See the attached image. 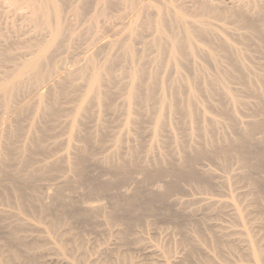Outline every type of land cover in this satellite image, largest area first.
I'll return each mask as SVG.
<instances>
[{
	"label": "rangeland",
	"instance_id": "1",
	"mask_svg": "<svg viewBox=\"0 0 264 264\" xmlns=\"http://www.w3.org/2000/svg\"><path fill=\"white\" fill-rule=\"evenodd\" d=\"M217 1L220 3V5H224V6L230 5L229 0H217ZM40 2H41L40 0H0V76L2 70H6V71L10 70V72L13 71L12 72L13 76L24 75L26 77L27 74H29V72L27 71L28 69H24L23 67L31 63L32 61L35 60L41 61L46 59V56L51 51H53L51 52L52 58H55L53 60H57L58 62L57 63L58 68L55 71V73L51 75L50 78L51 81L54 79H55L54 81L58 79H63V75L65 74V72H70V71H71L70 73L75 72L74 75L72 74L73 79L71 80V84L73 83L74 85H76L75 89L77 90V92L75 90L76 93L72 95L73 98L71 97L69 99L67 98L61 99L60 103L64 109L63 116H61V118L65 121L66 119H69L71 115H68L67 111L70 110V108L76 104L79 105L80 108L88 105L89 109L87 111L89 113H93L92 116L93 118L90 117L91 120L85 119V121L83 120L82 122H77V126L81 128L79 129L80 130L79 132L81 134V135L79 134L80 136L77 135L78 133L77 134L74 133L75 126L73 127V130H71L70 129L71 126L68 125L70 127L68 128V126H66L67 123L65 122L66 123L65 124L63 120H59L62 121L63 125L59 124V126H54L53 128L50 129L49 132L55 134L57 133L58 135L57 134L52 135L50 133L51 136H54V138L47 137L45 143L46 145L48 144L49 147H50L49 144L50 143L52 144V142L54 141H56L54 142V144L55 143L56 144L55 146H51V148H49L48 152L50 153L46 152L43 155L40 153L37 155V157L39 156L38 158L39 160L43 159L41 161L42 163H48L50 162L49 158L53 160L54 157L55 158L57 157L56 159L59 160V162L63 164L65 163L68 164V165L65 164L64 166L66 167H62L61 171L65 170V173L68 172L69 174L66 173L67 174L66 175L64 174V172L61 171H59L60 174H58L59 172L57 170L55 171L54 169H51L48 173L54 177L48 175L47 176L48 178L46 177L47 179L46 178L38 179L37 180L38 182L36 181V183L39 188V195L43 196L44 197L43 199L45 201L49 200L48 190L49 192H51L54 186H58V185L61 186L62 184L65 192L64 194L66 196L67 193L70 194V195L68 194L67 197L72 202L71 206L73 208H75L77 205L79 206V207L77 206L78 208H82L85 206V204L93 205V203H95L94 205L101 204L100 206L102 207V211L100 210L98 212H94V215H92L91 217L92 218L94 217L95 219L93 218L90 221L85 220L86 223L80 218L78 219H75L74 217L69 218V216L71 215L68 213L64 214L65 217L64 219H62L63 220L62 223L60 221L61 225L58 226V228L60 227V230L56 229V231L59 234L56 233L51 228H49L48 223L50 217H54V215L50 214L49 215L50 217L47 216L49 218V220H47L48 218L45 217L42 218L40 215L36 213L33 214L31 213V215L21 214L20 218L21 220H24L21 221L24 222L22 223L23 224L22 226L24 227H22V229L20 230L21 231L20 234L22 235V237H25L24 240L27 243L26 247L27 245H29L28 247L30 246L32 247V245L34 247V253H32L33 251L32 252L30 251V253L28 252V254L33 255L40 264H67L66 262H68V264H90L91 262L93 264H96V262H98L97 264H99L100 260L102 259L104 260L106 258L108 260H116L117 259L116 255L119 256L121 254L123 255L126 254L128 258L126 259V261L128 262H123L125 264H131V263L139 264L138 262H140V264L143 263L152 264L153 262L154 264H156L157 262L156 259H160L159 261L161 260L165 261L167 260L168 256L170 257L168 258L171 264H178V263L179 264H184V263L185 264H250V263L252 264L253 263L251 262L252 259L254 261L256 260L255 262L257 264H264V258H263L264 257V128L257 129V131L252 133L253 135L251 134L249 136L250 138L252 137L249 140V144H251V146L255 148L254 149L253 147H251L252 150L253 151L255 150L254 151L255 153H260L261 151L262 154L263 152L262 154L263 158L262 156H260L261 158L258 157L259 161L257 160L258 158L256 156L254 157V153L253 154L251 153L253 157H251L250 156L251 154H249L248 156H250V160L248 159L249 160V162L247 161L248 164L246 163V161L245 162L243 161L244 163H246L244 164L242 163V160H240L241 159L240 155H238V153L235 152L234 150L230 151V152L233 151L231 154L234 155H232L233 158H231L230 161H227L228 163H226L223 160L222 156L218 152L217 153L215 152L213 157L210 158L207 155L206 156L202 155L204 157L201 156L200 158H198L199 161L196 160L195 165L193 166L195 167L194 169L197 172L201 174L203 173L202 174L203 177L206 175V177H204L206 179L204 180L207 181L203 180L205 182V185L204 182L202 181L200 182L194 180L188 181L189 178L183 177L177 183L178 190L177 189L173 190L169 194L165 202L154 203L156 205L153 206L154 208H152V210L150 209V211L144 209L146 201L143 198V196H141L142 200L144 199V201H142L141 198H139L138 202H140L141 200L142 204L139 205V203H136L135 204L136 206L134 205L130 209L131 212L128 210L129 214L128 212H119L120 214L117 213L115 219L112 218L111 221H109L107 219V215H105V213L107 212L110 213L114 202L120 201L124 203V197H125L124 194H130L132 193V191H134V189L137 188L141 189L143 193L160 191L163 190L165 188L163 186H166L167 182L171 180L170 178L171 176L169 175L170 173L169 171L167 172V170H164L166 172H162L160 177L154 176L153 180H151L152 178L150 180H146L143 173H141L140 171L138 172V170L134 167L136 165L133 162V160L136 161L139 158L140 161L139 160L137 161H139V163L141 162L144 163L148 167L151 166L149 168L155 167L157 164L154 163L160 160V162H162L161 163L162 166L165 169H167L168 167L167 165H169L166 164L169 163V160L167 159L171 158L174 161L182 159V157L185 155V152H188L194 146H199L198 144L201 139L203 138L207 139L211 136L219 140H221V138L223 137L231 139L235 137L237 134L236 131L237 129L235 128L247 129L248 122L261 121L263 119V114L259 111V108H257L258 105L256 104L257 102H260V100L264 99V44L255 41L252 37L249 36L250 35L249 30H247L246 28H242V26L241 28H239L240 25H238L236 22H234L233 24L231 22L232 20L229 21V19L228 20L225 19L224 20L225 23H222L223 18H219L218 21L212 19V21L216 22V23L214 22V24L216 26H219L216 27L214 24L212 25L213 27L215 26L217 28L216 29L217 31L215 30V27L211 28L212 32L215 33V34L213 33L214 38L218 39L219 37V39L220 38L221 40L223 39L224 41L227 42V44H229L230 46H232V48L238 51V56L237 58H235V61H232L231 63L230 62L227 63L222 55L217 56L218 58L215 61L214 59H212V61L209 59H205L206 56L204 57V55H202V52L200 53L199 52L200 50L197 47L205 48L207 46L205 50H209L207 48H210L209 51H211L212 52L211 54H213L212 51L213 45L210 42H207L208 44H206V42L199 41L198 43H196L197 42L196 41L195 46L197 47L196 48L193 47V49H195L194 50L195 55L193 54H192L193 56L190 55L191 59L190 60L188 59L189 61H187L184 58H179V61L173 63L167 61L166 58H164L163 56L161 57V55L151 45L153 41L151 39H153V37H149V36L151 35V33L154 34V32L150 33L146 28L145 30L142 27L137 26L136 23L137 18L138 21L141 20L142 15L139 16L137 15L138 16L137 18L134 17L135 16L134 12L131 11V9L129 8L128 0H66L65 1L66 3L65 2L60 3L64 5L62 6L64 7L61 12L62 15H60V18H62L63 21V25L66 27L64 28V31L63 28H61L64 26L61 25L60 27V25H57L58 23L57 24L53 23L54 25L50 24L51 21L48 18V16L50 15V12L48 11L49 8H47L48 11L47 15L43 16L45 20L48 18L50 21L47 23L48 27L44 25L42 26V28H39L35 25V21L33 19L34 14H33L32 5ZM83 2L85 3L84 9L83 7H81L83 5ZM232 2H234V0H232ZM56 3H58V1ZM82 9L84 10V12H82ZM132 12L134 16L132 15ZM255 12L256 11L252 10L248 15L253 18H256V20H259V22L260 20L263 21L264 15L262 14L256 15ZM260 23L262 24V22ZM52 25L54 27H52ZM56 25L58 27H55ZM59 27L60 30L62 29L61 32H59L58 30ZM242 34L243 35L245 34V36H249L248 37L249 39L252 38L251 42L246 43L244 40H242L243 39ZM37 39H39L40 42H38ZM119 40L120 42H118ZM121 41L130 44L132 43V45L134 46L132 47L133 49H135L134 51L137 50L136 53L135 52L133 53V57L135 58L134 60L137 59V61L131 60L132 63L134 61L135 64L133 63V65L135 67H139L140 66L139 64L145 63L144 65H142L144 66V69L151 71L150 69L152 68V72H155L156 75L158 74L160 80L159 83L161 82L162 88L156 90V94L157 96H161L163 99H165V101L162 103V107H163L162 113L165 114V116L167 117L166 123L164 125L154 124L153 119L152 121L148 120L149 122L148 121L143 123L137 122L136 108L138 105H136L135 100L133 98L127 95L128 84H126L129 81L127 72H129L131 68H133L134 66L130 64L131 62H129V60L126 62L124 61V59H122L123 57L120 56L122 49H120L121 46L118 45H120V43L122 44ZM149 41H151L150 42L151 44L149 43ZM59 42L61 43L62 46L59 44L60 47L59 46L57 47ZM203 43L204 46L202 45ZM149 45L150 47H148ZM203 48L201 50H204ZM193 49H192V53H194ZM196 49L197 52L200 53V55L198 54V56ZM137 53L139 56L137 55ZM9 54L11 55L9 56ZM94 54L97 56L96 60L100 64L105 61L107 62V60L112 59V61L110 62H112L111 64H113V66L112 68L110 67V70L116 76L122 73V75H119V77L122 76L123 78L120 77L119 79L121 80L124 86L122 85L121 88L119 87V89H117L116 87L114 88V85L101 86L100 95L93 97L95 93V88L89 86L90 84L89 80L87 81L84 78V77L88 78L87 75H89L92 72L91 71L92 68H90L89 70L87 67L88 70L85 69L82 75H79L77 73L79 67L85 64L86 59ZM119 56L121 58H119ZM115 59H117V61H115ZM136 62L138 63L139 66L136 65L137 64ZM111 64L109 65L111 66ZM120 64H122V66L124 67V68L122 67L124 71H122L123 69L121 68ZM159 67L161 68L159 69ZM128 68L130 70H128ZM125 70L127 72H125ZM160 70L162 71L159 74ZM197 75H199L200 78L199 85L196 83L198 80ZM124 76H126V78H124ZM209 77H214L217 80H221V81H219L214 86L213 89H210L207 84V80L209 79ZM193 81L195 82L191 84ZM182 83L187 87L189 86L190 87L189 90L183 92H174L173 88H175L176 84L180 85ZM25 84L26 83H24V86ZM42 87L39 88L40 90L38 89L36 91L32 89L35 92L31 91V89H26L27 90L26 93V91L23 90L25 91V94H23V92H20L21 95L19 94L20 97H18V101L23 102L24 100L27 99L33 100L34 97H36V95L38 94V91L39 93L46 92V90L44 89L45 87L43 88ZM103 90H106L107 94L111 97L112 99L111 103L115 107L116 111L110 110V109L113 110L114 107H111L108 110L106 109L104 105L105 98H103V94H102ZM222 90H224L227 93V96L221 97ZM189 91L195 92L197 96V101L190 104L189 108L193 109L194 113L196 112V109L199 108L201 112H203L202 114L205 115V117L208 116L207 118L204 119H208L211 116V118L217 120L218 122V123L216 122L217 124L213 125L212 127L202 126L198 128L195 119L193 120L186 119L187 117L181 116L179 114L174 115V113L170 111L169 107L172 106L175 98H179L178 96H180L182 98L181 102H184L185 100H187L186 95L188 94ZM41 99L42 101H46L47 94H43L41 96ZM151 105L152 104L148 103L145 109L153 108ZM220 108L233 110L232 111V113H234L233 119L236 116L237 118L235 119L236 121L229 119L226 115L221 113L219 111ZM2 110L3 108L0 110V117L1 118L5 117V120H8L10 122L11 116L9 112L7 111L4 112V110L2 112ZM24 121L27 122V120L26 119L24 120L23 118L22 122L25 123ZM232 123L235 124L234 127L230 126ZM2 127L3 126L0 124V128ZM99 130L106 132L105 137H103L104 139L97 135L99 137L97 138L99 140L103 139L104 142L98 140L97 141L99 142L98 145V143L96 144V142H91V144H87L85 141H83L82 138L83 132L87 131L89 133L91 131L90 133L96 135V133H98ZM87 132L86 134H88ZM75 144L76 145L79 144L84 149L86 148V151L89 152L90 156L93 157V159H95V161L93 160L88 163L86 170V172H88L89 170L87 174L92 177V180L95 183L104 180L115 179V177H113L114 174L112 175V172L109 171L108 168H105L107 166L104 165V164L108 165L110 163L109 162L110 160L113 161L111 157H114V159H116L114 160V162H119V160H121L120 162H123L125 159H128L129 157L128 155L130 154L132 149L133 148L136 149L135 151H137V153H135L136 154L135 157L137 158L132 157L133 159L130 162L131 164L129 165V167H133L134 169L132 173L133 174L132 179L127 180L128 182L126 181L120 183L119 185L112 186L109 189V191L106 193L100 192L99 194L98 191L96 192V194H94V196L93 194L92 196L87 195L86 193H84L83 187L80 188V186L76 184V186L78 187L77 188L76 186L73 185L75 181L74 179L75 175L71 171L70 165L75 155L74 151L76 149H73L76 146ZM50 149H52L53 151L52 150L50 151ZM99 149L102 151H100ZM127 152H129V154ZM113 153H115V155ZM53 154L58 156H55ZM108 154L112 156H110L111 159L109 158V161L107 163L104 160L107 158V156H109ZM97 158H99L102 162L99 161L100 163H98L96 160L99 159ZM164 159L165 161H163ZM46 160L48 161L46 162ZM41 162H39V164H42ZM175 163H178V161H176ZM251 163L256 166L250 167ZM243 174L246 175L244 176ZM65 175L67 177L68 176L70 177V178L68 177V179H73L74 181L73 180L65 181V179H67ZM67 181L72 182V184L69 182V184L67 183L68 185L67 184L65 185ZM71 185H73L74 188L73 187L72 188L74 190L71 188ZM103 207L105 210L103 209ZM143 209L144 211H142ZM54 212L55 211H53V214ZM32 215L34 216L32 217ZM129 215L132 218L135 216H139V218L137 217L138 219H136V217L134 218L136 219V221L137 220L138 221L136 222L134 220L133 224L130 225L127 224L126 222ZM97 217L98 219H96ZM99 217L102 219L101 221ZM200 218H202V223H203L202 229L204 228L203 230L206 236L207 235H208L207 237L210 236L209 237L210 239L212 237L211 236L212 232L214 233V230H216L217 233L219 234L221 232V235L224 236L222 238L223 242L225 240V242L229 245L228 246L224 242L225 248L226 246H228L227 248L230 247L231 249L230 248L229 249L232 250L233 252L227 248L225 249L224 247L222 253L215 252L214 251L215 249H213V247L210 248L209 246L210 244L207 241L209 240L208 238L206 240L207 242L205 241L206 244L203 242V240L201 241L198 239L197 241L195 240L196 242L195 241L193 242V244L195 245V251L193 253V257L196 256L197 259L196 258L193 259V257H191L190 260L189 258H187L186 253L188 251L186 252L185 250L186 247H184L183 250V247H181L182 245L180 246V244L178 243L181 237L180 231L186 230L185 232L190 234V236L194 237L195 233L193 232L194 233L193 234L190 232L194 231L195 225L201 221ZM105 219L108 221V223L109 222L110 223L109 224L106 223L107 221ZM190 219L192 220V222ZM193 221L195 223H193ZM25 223L27 225H24ZM120 223L123 224L121 225ZM28 224H30L29 225V227L31 226L30 228L27 227ZM34 226L35 228L37 227L39 228L35 230ZM66 226L67 228H65ZM166 226L169 228H167ZM109 227L112 229L111 231ZM101 228L102 230H100ZM134 228L137 232H135ZM118 229L127 230V232L129 231L128 233L131 234L132 237L131 238L130 235H128L130 240L123 246L119 244V241L117 240L118 238L115 231H118ZM206 229H208L207 232H205ZM96 230L97 231L99 230L100 232L99 231L97 232ZM2 231L3 230H0V234L2 233ZM66 231L69 232V233L67 232L68 235H66ZM160 232L163 235L160 234ZM28 233L30 234V236ZM63 233H65L67 237L71 235L74 236V239L81 241L82 247L80 248H83V246L85 247L83 249L80 248L72 249L73 252L71 251V253H68L70 251V248L68 249V247L70 246L67 245L68 242H65V238L67 239V237ZM2 235L3 233L0 236ZM156 235L158 236L159 239L157 238ZM161 235L162 237H160ZM225 235L228 236L227 239L225 238ZM90 236H93L94 239L92 237L90 238ZM135 236L137 240H135ZM108 238L110 239L108 240ZM228 239L230 244L229 242H227ZM232 239L233 241H231ZM114 241L117 243H115ZM232 242L234 243V246L237 247L238 250L237 249L233 250L235 247L233 248L231 247L233 245ZM31 243L34 244L31 245ZM249 244H252L251 246H253L256 249H254L253 247L251 249ZM34 245H36V247ZM117 246L120 249L117 248ZM153 246L154 248H152ZM31 247L29 250H31ZM97 247L100 248L98 249ZM104 247L107 248L104 249ZM257 247H259L261 251H259L260 249ZM5 248H8V246H6ZM161 248H164V250L163 249L161 250ZM249 248L252 250V252L259 251L262 255L259 252H258L259 256H257V254L256 255L253 254ZM20 249H23V247ZM67 249H68L67 251L68 254L66 253ZM142 249L144 251H141ZM243 249L244 251L245 249H247V251H245L246 253L249 250V252H251L253 255L250 254L249 252L246 254L243 251ZM121 250L124 251L122 252ZM166 250H168L169 252L167 251L168 252L167 253ZM226 250H228L229 252ZM163 251H165L168 255ZM242 251L243 253H241ZM20 252L24 253L21 250ZM111 252H116V253H111ZM175 253H177V255ZM163 254L165 255V257L166 256L167 257L163 258L162 257ZM75 255L77 258L75 257ZM18 259L22 260L23 258L20 257ZM76 259L78 261H76ZM180 259H182L183 261ZM24 261L25 260L19 262L18 260L14 264L16 263L19 264L22 262H23L22 264H28L26 261H25L26 263ZM255 262L253 264H256ZM115 263L122 264V262L120 263L117 261Z\"/></svg>",
	"mask_w": 264,
	"mask_h": 264
},
{
	"label": "bare ground",
	"instance_id": "2",
	"mask_svg": "<svg viewBox=\"0 0 264 264\" xmlns=\"http://www.w3.org/2000/svg\"><path fill=\"white\" fill-rule=\"evenodd\" d=\"M40 1H41L40 3H35L32 5L33 14H34L33 19L35 21V25L39 28H42V26H44V25H46L48 27L47 23L51 21L50 24H53V23L57 24L58 23L57 25H60V27H61V25L64 26L62 18H60V15H62L61 12L64 8L62 6H64V5L60 4V3H63L66 0H40ZM57 1H58V3H56ZM229 2H230V5L224 6V5H220V3L217 0H128V5H129V8L131 9V11L134 12L135 16L133 15V12H132V15L135 18H137L139 15H142V19L139 18L141 20L138 21V18H137V21H136L137 26L142 27L143 29L146 28L150 33L154 32V34L151 33V35L149 36V37H153V39H151V40H153L152 44L150 43L151 41H149V43L153 46V48L156 49V51L161 55V57L163 56L164 58H166L167 61L175 63V62L179 61V58H184L187 61H189L191 59L190 55L191 56L195 55V51H194L195 49H193V47H195V48L197 47V46H195V42L197 41L196 43H198L199 41H201V42H206V44H208L207 42H210L213 45V47H212L213 48L212 49L213 54H211L212 52L209 51L210 48H207L209 50H205V48L207 47L206 45H205L206 46L205 48L202 47L204 50H201L202 48L197 47L200 50L199 52L200 53L202 52V55H204V57L205 56L207 57V58L205 57V59H209L211 61H212V59H214V61H215L218 58L217 56L222 55L227 63H229V62L231 63L232 61H235V58H237L238 51L235 50L234 48H232V46L227 44V42L224 41L223 39L221 40V38L219 39V37H218V39L214 38L215 33L212 32L211 28L213 27L212 25L214 24L215 21H212V19L218 21L219 18H223L222 23H225L224 22L225 19H227V20L229 19V21L232 20L231 22L233 24H234V22H236L238 25H240L239 28H241V26H242V28H246L247 30H249L250 31L249 36L252 37L255 41H257L258 43L260 42V43L264 44V23H263L264 20L263 21L260 20V22H262V24H261L259 22V20H256V18H253V17L248 15L250 13V11H252V10L256 11L255 12L256 15L257 14L264 15V0H234V2H232V0H229ZM84 6H85V3L83 2V5L81 7H83V9H84ZM47 8H49L48 11L50 12V15L48 16L50 21L48 18L46 20L43 18L44 15H47V12H48ZM83 9H82V12H84ZM249 9H252V10H249ZM248 10H249V13H248ZM222 23H220V24H222ZM53 25H52V27H54ZM57 25L55 27H58ZM60 27L58 28L59 32H61V30H62V29L60 30ZM216 27H219V26H216ZM216 27H215V30L217 29ZM43 28H46V27H43ZM61 28H63V31H64V28H66V27L64 26ZM53 29H56V28H53ZM148 31H147V33H148ZM152 35H154V36H152ZM239 35H241V34H239ZM249 36H245V34H244L242 36V38H243L242 40H244L246 43L251 42L252 38L249 39L248 38ZM215 39H217V40H215ZM37 40H38V42H40L39 39H37ZM60 42L58 43L57 47L59 46V44L61 45ZM118 42H120V40ZM196 45H198V44H196ZM202 45L204 46V43ZM118 46H121L120 49H122L121 53H120L121 55L119 54L121 57H123L122 59H124V61H126V62L129 60V62H131L130 64L133 65L134 61H137V59L134 60L135 58L133 57V53L134 52L136 53L137 50L134 51L135 49H133L134 46L132 45V43L130 44L127 42H122V44L120 43V45H118ZM57 47H56V49H57ZM148 47H150V45ZM192 49H193L194 53H192ZM51 52H53V51H51ZM51 52L46 56V59L41 60V61L35 60V61H32L31 63L27 64L26 66H24L23 68L28 69L27 71L29 72V74H27L26 77L24 75H22V76H15L14 75L13 76V74H12L13 71L10 72V70L9 71H6V70L1 71V76H0V110L3 108L4 112H6V111L9 112L11 119L9 122L8 120H5V117H2L3 119L0 117V124L3 126L2 128H0V230H3L2 233L4 235V237H3V235L0 236V264L1 263L2 264H14L18 260H19V262H21L22 260H25L28 264H40L35 259V257L33 255L28 254V252L30 253V251L31 252L33 251L32 253H34V247L32 245L34 243H31L32 247L30 246L31 250H29L30 249V247H28L29 245H27V247H26L27 243L24 240L25 237H22V235L20 234V232H21L20 230L22 229V227H24V226H22L23 225L22 223H24V222H21L24 220H21V218H20L21 214L22 215H24V214L25 215H31V213L32 214L36 213V214L40 215L42 218L43 217L48 218L47 216H49L50 214L54 215V217L49 216L50 220H49V218L47 220H49V223H48L49 228H51L56 233H58L56 231V229L60 230V227L58 228V226L61 225V223L63 221L62 219H64V217H65L64 214H66V213L70 214L71 216L68 215L69 218L74 217L75 219L80 218L83 221H85V220L90 221L91 219L94 218V217L93 218L91 217L92 215H94V212H98L100 210L102 211V207L100 206L101 204L94 205L95 203H93V205H86L85 204L84 207L81 206L82 208H78L79 206L77 205L78 207L74 206L76 209L73 208L71 206L72 202L67 197L69 193H67V196L64 194L65 192H64V188H63L62 184H61V186L60 185L54 186V188L52 189L51 192H49V190H48V197H49L48 201H45L43 199L44 197L39 195V188L37 186L36 181L38 179H45L48 175H51L48 173L51 169H54L55 171L57 170L58 172L61 171L62 167H66V166H64L66 163L63 164V163L59 162V160L56 159L57 157L55 158L54 156L53 157L55 158V160H54V158H53V160H51V158H49L50 162L42 163L41 161L43 159L40 158L41 160H39L38 159L39 156L37 157V155L40 153L43 155L44 153L49 151V148H51V146H55L56 143L54 144V142H56V141L52 142V144L50 143L49 144L50 147L48 146V144L46 145L45 141L47 140L46 139L47 137L54 138V136H51V134L53 135L55 133L49 132L51 128H53L54 126H59V124L63 125L62 121H59V120H63L61 118V116H63V112H64V109L60 103L61 99H63V98L69 99L72 97V95L74 93L77 92V90L75 89L76 85H74L73 83L71 84V80L73 79L72 74L74 75L75 72L74 73H70L71 71L65 72V74L63 75V79H58L56 81H54L55 79L52 81L50 80L51 75H53L58 68V64H57L58 62H57V60H53L55 58H52ZM196 52H197V49H196ZM199 52H197V56H198V54L200 55ZM10 55L11 54H9V56ZM137 55H138V53H137ZM120 56H119V58H121ZM53 57H54V55H53ZM135 57H136V55H135ZM96 59H97V56L95 54L90 56L89 58H87L85 61V64H83L81 67H79L78 73H77L79 75H82L83 72L85 71V69L86 70H88V69L90 70V68L93 69V70L91 69L92 72L89 75H87L88 78L84 77L87 81L89 80V82H90L89 86H92L95 88V93H94L93 97L100 95V92H101L100 87L101 86L114 85V88L115 87L117 89H119V87L121 88V86L123 84L119 78L120 77L123 78V77L122 76L119 77V75H122V73L116 76L110 70V67L112 68V66H113V64H111L112 62H110V61H112V59L107 60V62L105 61L101 64L99 62H97ZM131 60H134L133 63ZM115 61H117V59H115ZM107 63L111 64V66ZM115 63H117V62H115ZM144 64L141 63V64H139L140 65L139 66L137 63L136 65H138L139 67H135L133 65L134 67L131 68V70L128 68V70H130L129 72H127L125 70V72H127V75L129 77V81H128V83H126V84H128L127 95L129 97L133 98L135 100L136 105H138L136 108V116H137L136 118H137L138 123L147 122L148 120L152 121V119H153L154 124L164 125L166 123L167 117L165 116V114L162 113V110H163L162 103L165 101V99H163L161 96H157V94H156V90L161 89L162 85H161V82L159 83L160 80H159L158 74L156 75L155 72H152V68L150 69L151 71L144 69V66H142ZM153 64H154V62H153ZM120 65L122 68L123 67L122 64H120ZM20 66H21V64H20ZM87 67H88V69H87ZM160 68L161 67H159V69ZM157 70H158V68H157ZM122 71H124V69ZM122 71H120V72H122ZM161 71L162 70L159 71V74ZM125 75H126V73H125ZM197 77H198V80L196 83L199 85L200 84L199 75H197ZM124 78H126V76H124ZM56 79H57V77H56ZM195 81H196V78H195ZM195 81H193L191 84H193ZM219 81H221V80H217L214 77H209V79L207 80V84H208L210 89H213L214 86ZM24 83H26L25 86H24ZM42 86L45 87L44 88L46 90L45 93L44 92L39 93V91H38V94L36 95V97H34L33 100H31V99L24 100V98H23V100H24L23 102L18 101V97H20L19 94L21 95L20 92H23V94H25V91L27 93L26 89H31V91L35 92L36 90H38ZM189 88H190L189 86L187 87V86L183 85V83L180 85L176 84L175 88H173V91L174 92H183V91L189 90ZM32 89H34L35 91ZM23 90H25V91H23ZM75 90H76V92H75ZM43 94H47V100L46 101H42V99H41V96ZM102 94H103V98H105L104 105H105L106 109L108 110L111 107H114L113 104L111 103L112 99L107 94L106 90H103ZM224 96H227V93L224 90H222L221 97H224ZM22 97H24V96H22ZM178 97L179 98H175L172 106L169 107L170 111L173 112L174 115L179 114L181 116L187 117L186 119H192V120L195 119L197 122L198 128H200L202 126H204V127L205 126H211L212 127L213 125L218 123L217 120H215L214 118H211V116L208 119H204V118H207L208 116L205 117V115L202 114L203 112H201V110L199 108L196 109L195 113H194L193 109L189 108L190 104L197 101V96H196L195 92L189 91L188 94L186 95L187 100H185L184 102H181L182 98L180 96H178ZM12 102H14V103H12ZM148 103L152 104L151 106L153 108L145 109V107L147 106ZM256 105H258L257 108H259V111L263 114V119L261 121L248 122L247 123L248 124L247 129L235 128V129H237L236 130L237 134L235 137H233L231 139L223 137V138H221V140H219V139L212 137V136L207 138V139L206 138L201 139L199 141V144H198L199 146H194L188 152H185V155L182 157V159H179L180 161L179 160L174 161L171 158L167 159V160H169V163H166V164H169V165H167L168 166L167 169H165L162 166V164H161L162 162H160V160L157 161L156 163H154L157 165L153 168H149L151 166L148 167L147 165H145L142 162L139 163V161H140L139 158L137 159L139 161L133 160V162L136 165L134 167L138 170V172L140 171L141 173H143L146 180H150L151 178H152L151 180H153L154 176L160 177L162 172H166L164 170H167V172L169 171V173H170L169 175L171 176L170 177L171 180L169 182H167L166 186H163L165 188L163 190H160V191L143 193V191H141V189L137 188V189H134V191H132V193L129 192L130 194H124L125 195L124 203L117 201V199H116L117 202L113 203V207H112L110 213H108V212L105 213V215H107V219L109 221H111L112 218L115 219V216H117V213L120 214L119 212H128V210L131 212L130 209L136 203H139V205L142 204L141 203V200H142L141 196H143V198L146 201L144 209H147L148 211H150V209L152 210V208H154L153 206L156 205L154 203L165 202L167 200L169 194L173 190L177 189V187H178L177 183L183 177L189 178L188 181L189 180H194V181H198V182L207 181V180H204V179H206V178H204V177H206V175L203 177V175H202L203 173L201 174V173L197 172L194 169L195 167L193 166V165H195V161L198 160V158H200L202 155H204V156L207 155L210 158V157H213L215 152L216 153L218 152V153H220V155L222 156L223 160L226 163H228L227 161H230V159L233 158L232 155H234V154H231L233 152V151L230 152L231 150H234L235 152L238 153V155H240V158H241L240 160H242V163H244L245 161H246V163H247V161L249 162L250 156L253 157V155H252L253 153H254V157L256 156L257 158L258 157L261 158L260 156H262L263 152H262V154H261V151H260V153H255L254 152L255 150L253 151L251 148L253 146H251V144H249V140L252 138V137L250 138L249 136L252 133H254L255 131H257V129L264 128V99L260 100V102H257ZM88 109H89L88 105H86L85 107H82V108H80L79 105H77V104L73 105L70 108V110L67 111L68 115H71L70 118L66 119V121L63 120L64 123L65 122L67 123V124L65 123L66 126H68V125L71 126V128L68 126V128H70L71 130H73V127L75 126L74 130L76 132L74 131V133H76V134L78 133L77 134L78 136L81 135L79 132L80 131L79 129H81V128H79L77 126V122H82L83 120L85 121V119L91 120L90 117L93 116V113H89L87 111ZM3 110H2V112H3ZM110 110L114 111L115 107L113 110L112 109H110ZM219 111L221 113H223L224 115H226L229 119H232V120L237 119L236 116L233 119L234 113H232L233 110H231V109L220 108ZM191 116H192V118H191ZM23 118H24V120L26 119L27 122L24 121L25 123H23L22 122ZM49 123L51 126L49 125ZM23 124H25V125H23ZM230 126L234 127L235 124L232 123ZM99 131H98V133H96V135L93 133H90L91 131L89 133L86 131L88 134H86V132H83V134H82L83 141H85L87 144H91V142H96V144L98 143V145H99V142H97L99 140L98 136L103 138L106 135L105 131H100V132ZM103 139H101L99 141H103ZM77 145H79V144H77ZM77 145L75 146V148H73L76 150L74 151L75 155H74L73 161L70 165V169L75 175L74 176L75 178L73 177L75 179V181L73 179H68L69 176L67 177L66 175L69 173L66 172L67 173L66 174L65 170L61 171V172H64V174H66L65 177H67V179H65V181L66 180H71V181L73 180L74 181L73 185L76 186V184H77L78 186H80V188L83 187L84 193H86L87 195L92 196V194H93V196H94V194H96V192H98V191H99V194H100V192L106 193L109 191V189L112 186L119 185L120 183H123V182H126L127 180L132 179V175H133L132 173H133L134 169H133V167H129V165L131 164L130 162L133 159L132 157L136 156V154H135V153H137V151H135L136 149L133 148L132 151L130 152V154H129V152H127L129 154L128 155L129 157L126 156V157H128V159H125L123 162H120L121 160H119V162H114V160H116V159H114V157H111L113 161H111V160L109 161V158L112 155L108 154L109 156H107V158L104 161H106L107 163L109 161L110 163L108 165L107 164H104V165L107 166L105 168H108L109 171L112 172V175L114 174L113 177H115V179H113V180L109 179V180H104V181H100V182L95 183L92 180V177L87 174L89 172V170H88V172H86L88 163L90 161H93V160L95 161V159H93V157L90 156L89 152L86 151V148L84 149L82 146H80V145L77 146ZM107 146H106V148H107ZM109 146H111V145H109ZM52 149H50V151ZM100 151H102V150H100ZM48 153H50V152H48ZM57 154H59V153H57ZM61 154H63V153H61ZM113 154L115 155V153H113ZM118 154H120V153H118ZM249 154H251V155L248 156ZM53 155H55V154H53ZM55 156H58V155H55ZM204 156H202V157H204ZM61 158H63V157H61ZM67 158H68V156H67ZM122 158H123V156H122ZM135 158H137V157H135ZM166 158H168V157H166ZM174 158H175V156H174ZM259 158L257 159L258 161H259ZM262 158H263V156H262ZM97 159H99V158H97ZM176 159H178V158H176ZM47 161L48 160H46V162ZM96 161L98 163L102 162L100 159L96 160ZM104 161H103V163H104ZM163 161H165V159ZM176 161H178V163H175ZM39 162H41L42 164H39ZM133 162H132V165H133ZM137 162H138V164H137ZM60 163H61V165H60ZM246 163H244V164H246ZM66 165H68V164H66ZM149 165H151V164H149ZM252 166H256V165H253L251 163L250 167H252ZM67 168H68V166H67ZM63 169H65V168H63ZM244 173H245V171H244ZM58 174H60V172ZM243 175L245 176L246 174H243ZM52 177H54V176H52ZM63 178H61V179H63ZM50 180H52V179H50ZM69 182L70 181H67L65 183V185L67 183L69 184ZM70 183L72 184V182H70ZM199 184H201V183H199ZM42 185H44V184H42ZM73 185H71V188L73 187ZM204 185H205V182H204ZM135 186H137V185H135ZM137 187H139V186H137ZM203 188H205V187H203ZM76 191H78V190H76ZM82 198H84V197H82ZM139 198H141L140 202H138ZM144 199L142 201H144ZM163 205H165V204H163ZM167 205H168V203H167ZM15 209H16V211H15ZM103 209H104V207H103ZM144 209L142 211H144ZM53 211H55L54 214H53ZM36 214H35V216H36ZM128 214H129V212H128ZM33 216L34 215H32V217ZM101 216H103V215H101ZM124 216H126V215H124ZM135 217H136V219L139 218V216H135ZM135 217L132 218L129 215L126 223L129 225L133 224V221L134 220L136 221V219H134ZM36 218H38V217H36ZM96 219H98V217ZM200 219H201V221L198 224H196V225L194 224L195 225L194 231L190 232V233H193V232L195 233V234L193 233L194 237L190 236V234L185 232L186 230L180 231L181 237H180L178 243L180 244V246L182 245L181 247H183V250H184V247H186L185 250H186V252L188 251L186 253L187 258H189L190 260H191V257H193V253L195 251V245L193 244V242L195 240L196 241L198 239L201 241L203 240V242L205 244L208 241L210 244L209 245L210 248L213 247V249H215L214 251L218 252V253H222L223 247L225 248V244H224L225 240L223 242L222 238L224 236L221 235V232L219 234V233H217L216 230H214V233L212 232V234H211L212 237L209 239L210 236L207 237L208 235L206 236V234L204 233V230H203L204 228L202 229V226H203L202 225L203 224L202 218H200ZM101 220L102 219L100 218V221ZM103 220H104V217H103ZM143 220H145V219H143ZM60 221H61V223H60ZM76 221H78V220H76ZM86 221H85V223H86ZM96 222H98V221H96ZM191 222H192V220H191ZM26 223H28V222H26ZM26 223L24 225H27ZM106 223H108V221ZM193 223H195V222L193 221ZM30 224H28L27 227H29ZM185 224H186V222H185ZM101 225H103V224H101ZM106 225H104V226H106ZM148 225H149V223H148ZM113 226H115V225H113ZM92 227H93V225H92ZM138 227H140V226H138ZM34 228H35V226H34ZM37 228H39V227H37ZM37 228H35V230ZM65 228H67V226ZM167 228H169V227H167ZM41 229H43V228H41ZM69 229H70V227H69ZM162 229H163V227H162ZM52 230H51V232H52ZM100 230H102V228ZM111 230L112 229L110 228V231ZM134 230H135V228H134ZM169 230H171V229H169ZM207 230L208 229H206L205 232H207ZM222 230H224V229H222ZM152 231H154V230H152ZM67 232L68 231H66V235H68ZM91 232H92V230H91ZM128 232H127V230H119V229H118V231H115V233L117 234V238H118V239L117 238H115V239H117L119 241V244H121L122 246L130 240L128 235H130V237H131V234H129ZM135 232H137V231L135 230ZM73 233H74V230H73ZM60 234H61V232H60ZM63 234L65 235V233H63ZM160 234H162V233L160 232ZM193 234H191V235H193ZM150 235H152V234H150ZM162 235L160 237H162ZM29 236H30V234H29ZM91 237L93 238V236H90V238ZM103 237H104V235H103ZM79 238H80V236H79ZM157 238H158V236H157ZM207 238L210 241L207 240ZM225 238L227 239L228 236L225 235ZM109 239L110 238H108V240ZM176 239H177V237H176ZM135 240H137L136 236H135ZM138 241H141V240H138ZM231 241H233V239ZM236 241H238V240H236ZM65 242H68L67 245L70 246V247H68V249L70 248V251L68 253H71L72 249H77V248L82 247L81 241L74 239V236H71V235L69 237H67V239L65 238ZM227 242H229V239ZM234 242H235V240H234ZM115 243H117V242H115ZM250 243H252V242H250ZM5 244H7V245H5ZM101 244H103V243H101ZM140 244H142V243H140ZM159 244H160V242H159ZM229 244H230V242H229ZM235 244H237V243H235ZM96 245H98V244H96ZM249 245L252 249V247H253V246H251L252 244H249ZM6 246H8V248H5ZM34 246L36 247V245H34ZM228 246H226V248ZM22 247H23V249H20ZM64 247H65V245H64ZM84 247L85 246H83V248ZM206 247H204V248H206ZM231 247L232 248L235 247L234 243ZM18 248L21 251H23L24 253H21ZM66 248H67V246H66ZM83 248H80V249H83ZM106 248L104 247V249H106ZM117 248H119V247L117 246ZM152 248H154V246ZM229 248H227V249H229ZM257 248H259V247H257ZM68 249L66 250V253H67ZM162 249L164 250V248H161V250ZM236 249H237V247H235L233 250H236ZM251 249H250V251L252 252ZM254 249H256V248H254ZM82 251H84V250H82ZM115 251H116V249H115ZM141 251H144V250L142 249ZM150 251H152V250H150ZM167 251L168 250H166V252ZM226 251H228V250H226ZM230 251H232V250H230ZM243 251H244V249H243ZM243 251L241 253H243ZM245 251H247V249H245ZM259 251H261V249ZM92 252H94V251H92ZM125 252H127V251H125ZM163 252L166 253L165 251H163ZM248 252H249V250H248ZM251 252H249V253L250 254L253 253L255 255L257 254V256H259L258 254L260 253V252L258 253L255 251L252 253ZM101 253H103V252H101ZM111 253H116V252H111ZM197 253H195V254H197ZM175 254L177 255V253H175ZM122 255L123 254H121L119 256L116 255V258H117V259L115 258L116 260H108L107 258L104 260L102 259L99 261V264L100 263L101 264H116L115 263L116 261L120 262V263L122 262V264H125L123 262H128V261H126V259H128V258L126 256V254L123 256ZM148 255H150V254H148ZM244 255H243V257H244ZM252 255H250V256H252ZM108 256H109V254H108ZM20 257L23 259L22 260L18 259ZM75 257H76V255H75ZM162 257L164 258L165 255L163 254ZM168 257H167L168 261L165 259H164L165 261H163V260L159 261L160 259H156L157 260L156 264H171L169 262L170 257L169 258ZM223 257H224V255H223ZM247 257H248V255H247ZM92 258H94V257H92ZM173 258H171V259H173ZM194 258H196V256L193 257V259ZM16 259H17V261H16ZM69 259H71V258H69ZM180 260H182V259H180ZM76 261H78V260L76 259ZM255 261L252 259L251 262L254 263ZM260 261H261V259H260ZM176 262H173V263H176ZM22 263H19V264H22ZM66 263L68 264V262H66ZM97 263L98 262H96V264ZM138 263L140 264V262H138ZM16 264H18V263H16ZM152 264H154V262Z\"/></svg>",
	"mask_w": 264,
	"mask_h": 264
}]
</instances>
